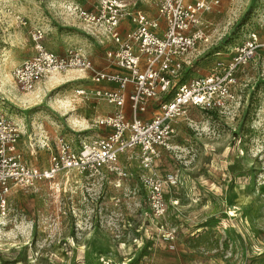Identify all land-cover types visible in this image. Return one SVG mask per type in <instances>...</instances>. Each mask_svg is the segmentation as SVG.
<instances>
[{
  "label": "rangeland",
  "instance_id": "rangeland-1",
  "mask_svg": "<svg viewBox=\"0 0 264 264\" xmlns=\"http://www.w3.org/2000/svg\"><path fill=\"white\" fill-rule=\"evenodd\" d=\"M127 1L158 16L151 0ZM98 3L0 0V112L20 127L31 165L46 167L62 138L79 147L112 131L99 120L114 107L77 93L92 86L82 72L50 76L30 92L12 78L35 53L37 31L49 50L80 48L105 67L112 44L80 14ZM202 28L185 79L212 72L253 32L264 37V0H221ZM236 78L233 107H190L148 166L131 148L114 171L13 186L0 207V264H264V52ZM157 112L152 102L143 119Z\"/></svg>",
  "mask_w": 264,
  "mask_h": 264
},
{
  "label": "built area",
  "instance_id": "built-area-1",
  "mask_svg": "<svg viewBox=\"0 0 264 264\" xmlns=\"http://www.w3.org/2000/svg\"><path fill=\"white\" fill-rule=\"evenodd\" d=\"M151 2L157 17L135 4L130 6L127 0H99L95 11L80 10L87 26L96 31L101 41L112 44L106 51L107 66L102 69L80 48L69 47L60 53L49 50L41 42L42 34L35 32V53L12 71L18 89L33 91L52 74L72 70L84 73L94 85L115 84L117 88L113 90H77L79 95L115 108L99 120L100 125L112 131L105 137L83 141L79 147L62 138L56 151H51L48 165L41 168L25 160L20 127L0 112L1 209L6 208L13 186L28 187L71 170L114 171L120 156L131 148L140 149L148 166L158 149L168 145L174 133L172 122L190 107L220 112L233 107L237 99L236 73L259 51L264 52V37L253 32L246 42L233 48L227 61L219 60L212 72L185 79L198 41L206 35L202 28L204 14L218 8L221 0ZM126 21L132 27L124 31ZM152 102H158V112L145 120L141 114Z\"/></svg>",
  "mask_w": 264,
  "mask_h": 264
},
{
  "label": "crops",
  "instance_id": "crops-1",
  "mask_svg": "<svg viewBox=\"0 0 264 264\" xmlns=\"http://www.w3.org/2000/svg\"><path fill=\"white\" fill-rule=\"evenodd\" d=\"M127 24V23H126ZM90 56V55H89ZM95 63V62H94ZM96 66L98 67V68H100V69H102V68H105L107 65H105V67H100V66H98L97 64H96ZM82 74H84V73H82ZM85 75V74H84ZM84 77V76H83ZM90 87H94V88H102V89H111V90H113V89H116L117 88V86L115 85V84H106V83H104V84H96V85H94V84H92V86H89V88ZM112 111H115V108L112 110ZM126 111L128 112V113H130L129 111V108L128 107H126ZM145 114L146 113H143V114H141V117H145ZM108 115V114H107Z\"/></svg>",
  "mask_w": 264,
  "mask_h": 264
},
{
  "label": "bare ground",
  "instance_id": "bare-ground-1",
  "mask_svg": "<svg viewBox=\"0 0 264 264\" xmlns=\"http://www.w3.org/2000/svg\"><path fill=\"white\" fill-rule=\"evenodd\" d=\"M56 74H60V73H55V74H52V75H51L52 79H53V78H57V77H55V76H56ZM48 78H50V76H49ZM48 78H47V79H48Z\"/></svg>",
  "mask_w": 264,
  "mask_h": 264
}]
</instances>
